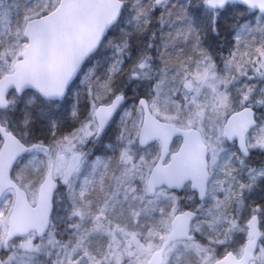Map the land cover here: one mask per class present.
Masks as SVG:
<instances>
[{"label":"snow or ice","instance_id":"6c2138e0","mask_svg":"<svg viewBox=\"0 0 264 264\" xmlns=\"http://www.w3.org/2000/svg\"><path fill=\"white\" fill-rule=\"evenodd\" d=\"M0 264H264V0H0Z\"/></svg>","mask_w":264,"mask_h":264}]
</instances>
